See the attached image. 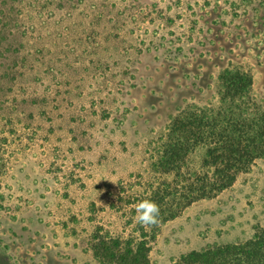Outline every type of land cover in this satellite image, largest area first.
Listing matches in <instances>:
<instances>
[{
	"label": "rangeland",
	"instance_id": "obj_1",
	"mask_svg": "<svg viewBox=\"0 0 264 264\" xmlns=\"http://www.w3.org/2000/svg\"><path fill=\"white\" fill-rule=\"evenodd\" d=\"M226 68L264 110V0H0V264H99L96 228L132 232L159 136ZM260 232L264 159L162 224L150 264Z\"/></svg>",
	"mask_w": 264,
	"mask_h": 264
},
{
	"label": "trees",
	"instance_id": "obj_2",
	"mask_svg": "<svg viewBox=\"0 0 264 264\" xmlns=\"http://www.w3.org/2000/svg\"><path fill=\"white\" fill-rule=\"evenodd\" d=\"M252 85L248 72L226 68L217 76L216 105L189 106L171 119L151 164L158 176L145 192L126 201L132 217H137L140 201H153L159 208L157 222L136 221L125 238L96 228L90 251L99 264H150L151 244L162 224L197 202L216 198L264 159V110L252 97ZM192 157H198L193 168ZM175 264H264V233L242 243L192 251Z\"/></svg>",
	"mask_w": 264,
	"mask_h": 264
},
{
	"label": "clouds",
	"instance_id": "obj_3",
	"mask_svg": "<svg viewBox=\"0 0 264 264\" xmlns=\"http://www.w3.org/2000/svg\"><path fill=\"white\" fill-rule=\"evenodd\" d=\"M138 214L136 221L142 225H152L157 222V217L159 216L158 206L151 200L140 201L135 209Z\"/></svg>",
	"mask_w": 264,
	"mask_h": 264
}]
</instances>
